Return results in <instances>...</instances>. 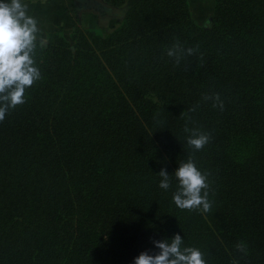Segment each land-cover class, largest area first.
<instances>
[{"label":"trees","instance_id":"16d2710c","mask_svg":"<svg viewBox=\"0 0 264 264\" xmlns=\"http://www.w3.org/2000/svg\"><path fill=\"white\" fill-rule=\"evenodd\" d=\"M177 41L198 51L177 64ZM36 45L41 79L0 122V264H134L177 234L207 264H264V0H215L208 29L184 0H139L107 36ZM189 157L208 213L173 202Z\"/></svg>","mask_w":264,"mask_h":264},{"label":"clouds","instance_id":"9594fccd","mask_svg":"<svg viewBox=\"0 0 264 264\" xmlns=\"http://www.w3.org/2000/svg\"><path fill=\"white\" fill-rule=\"evenodd\" d=\"M38 31V21L28 14V5L23 0H0V122L5 120L10 110L26 102V90L41 79L34 58ZM196 51L198 48L185 49L177 41L166 54L179 64L184 56L193 55ZM205 100L213 101V107L223 110L218 94L205 96ZM184 131L190 133L187 144L196 151L209 143V134L199 129L186 126ZM158 175L161 177L159 187L168 190L171 181L167 170L162 169ZM174 175L178 181L173 194L174 204L181 210L208 213L212 208L208 174L202 173L189 157L187 162L177 167ZM183 243L179 234L171 240L153 241L159 252L154 255L142 252L135 258L134 264H207L204 253L198 248L184 247ZM236 248L243 255L248 254L243 242L238 243ZM233 264L238 262L234 260Z\"/></svg>","mask_w":264,"mask_h":264},{"label":"rangeland","instance_id":"374dc122","mask_svg":"<svg viewBox=\"0 0 264 264\" xmlns=\"http://www.w3.org/2000/svg\"><path fill=\"white\" fill-rule=\"evenodd\" d=\"M103 5L111 7L116 15L101 19L93 11L87 15L85 11L74 9L72 0H23L28 5V14L38 21L37 41L46 45L52 35H58L70 41L74 31L81 29L92 31L100 36H107L120 27L123 15L128 8L139 0H123L119 5L99 0ZM191 20L200 28L208 29L214 12L215 0H184ZM92 17V20H87ZM83 20V21H82Z\"/></svg>","mask_w":264,"mask_h":264},{"label":"water","instance_id":"95a60500","mask_svg":"<svg viewBox=\"0 0 264 264\" xmlns=\"http://www.w3.org/2000/svg\"><path fill=\"white\" fill-rule=\"evenodd\" d=\"M88 1L90 2L89 5H87L83 9L76 8V10L78 12L93 11L98 14L101 19H103L104 17H114L116 15L115 11L112 8L103 5L99 0Z\"/></svg>","mask_w":264,"mask_h":264},{"label":"flooded vegetation","instance_id":"af4514ba","mask_svg":"<svg viewBox=\"0 0 264 264\" xmlns=\"http://www.w3.org/2000/svg\"><path fill=\"white\" fill-rule=\"evenodd\" d=\"M89 1L88 0H72V4L74 9L78 8V9H83L84 7H86L87 5H89Z\"/></svg>","mask_w":264,"mask_h":264},{"label":"crops","instance_id":"0c3cea01","mask_svg":"<svg viewBox=\"0 0 264 264\" xmlns=\"http://www.w3.org/2000/svg\"><path fill=\"white\" fill-rule=\"evenodd\" d=\"M84 13L87 15L89 12L85 11ZM87 20H89V21L92 20V17H88Z\"/></svg>","mask_w":264,"mask_h":264}]
</instances>
